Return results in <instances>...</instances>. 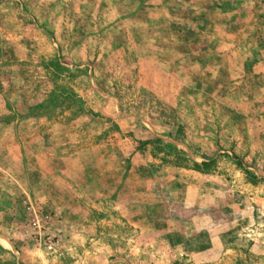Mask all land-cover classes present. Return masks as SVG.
<instances>
[{
    "label": "rangeland",
    "instance_id": "rangeland-1",
    "mask_svg": "<svg viewBox=\"0 0 264 264\" xmlns=\"http://www.w3.org/2000/svg\"><path fill=\"white\" fill-rule=\"evenodd\" d=\"M0 264H264V0H0Z\"/></svg>",
    "mask_w": 264,
    "mask_h": 264
},
{
    "label": "built area",
    "instance_id": "built-area-1",
    "mask_svg": "<svg viewBox=\"0 0 264 264\" xmlns=\"http://www.w3.org/2000/svg\"><path fill=\"white\" fill-rule=\"evenodd\" d=\"M38 237L40 244H43L45 250H47L48 252H52L55 250V247L58 244V240L55 239L54 235H48V233L41 235L38 233Z\"/></svg>",
    "mask_w": 264,
    "mask_h": 264
},
{
    "label": "trees",
    "instance_id": "trees-1",
    "mask_svg": "<svg viewBox=\"0 0 264 264\" xmlns=\"http://www.w3.org/2000/svg\"><path fill=\"white\" fill-rule=\"evenodd\" d=\"M53 64H54V65H59V61L56 60L55 62L50 63V65H53ZM202 165H203V166H206V165H207V164H206V161H203V162H202Z\"/></svg>",
    "mask_w": 264,
    "mask_h": 264
}]
</instances>
